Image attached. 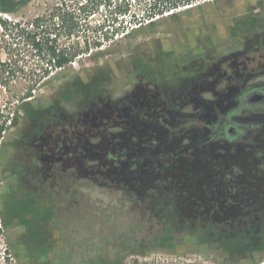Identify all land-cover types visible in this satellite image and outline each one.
Wrapping results in <instances>:
<instances>
[{"label":"flooded vegetation","instance_id":"af4514ba","mask_svg":"<svg viewBox=\"0 0 264 264\" xmlns=\"http://www.w3.org/2000/svg\"><path fill=\"white\" fill-rule=\"evenodd\" d=\"M232 24L219 42L138 60L121 95L102 89L72 112L37 110L21 136L27 159L0 164V209L14 211L20 260L28 220L38 210V232L51 234L56 205L24 187L78 176L151 212L158 236L264 252V10Z\"/></svg>","mask_w":264,"mask_h":264},{"label":"rangeland","instance_id":"374dc122","mask_svg":"<svg viewBox=\"0 0 264 264\" xmlns=\"http://www.w3.org/2000/svg\"><path fill=\"white\" fill-rule=\"evenodd\" d=\"M201 1L210 5L202 10L182 5L175 10L179 12L176 17L154 26L131 28L132 33L126 36L127 28L120 23L148 14L150 0H31L16 13H0L8 19L6 26L0 21V125L6 122L8 126L0 135V164L8 158L18 162L27 159L23 160L21 136L31 128L38 109L55 103L61 110L72 112L89 93L102 89L113 97L121 95L133 85L126 75L138 60L153 59L160 53L165 57L175 55L185 45L195 50L199 43L219 42L229 37L232 22L246 11L264 10V0ZM130 2L126 15L118 17L121 4ZM67 14L79 21V34L90 41V48L57 76L49 46L71 45L78 39H68L64 34L53 40L57 31L66 30L59 25L63 26V17L70 18ZM38 16L40 27L32 25ZM117 27L119 31L115 32ZM31 34H36L41 47L33 43ZM97 40L102 42L101 47L95 45ZM49 76L52 78L46 80ZM40 78L43 80L33 100L20 110L19 122L12 126L10 119L19 104L17 94L26 92ZM81 79L87 83L84 88L75 85ZM5 174L0 171V186ZM24 189L34 198H49L56 204L48 215L52 232L44 237L50 245V256L44 264H64L65 254L71 255L72 264L87 259L98 260L99 264H264L261 251L228 252L215 243L196 245L185 236H158L160 222L151 212L143 213L118 191L85 177L49 178L45 184L36 181ZM16 224L0 211V264H41L39 257L30 254L32 245L26 246L24 262L19 259L21 253L14 252L20 244L14 233Z\"/></svg>","mask_w":264,"mask_h":264},{"label":"trees","instance_id":"16d2710c","mask_svg":"<svg viewBox=\"0 0 264 264\" xmlns=\"http://www.w3.org/2000/svg\"><path fill=\"white\" fill-rule=\"evenodd\" d=\"M30 1L31 0H0V13L1 15L3 13H10V14L16 13L21 7L27 5ZM213 1L218 2L219 0H213ZM130 5H132L131 2L124 3V6L123 4H121L120 6L121 8L119 9L120 15L118 17L123 18L124 15H126V13L129 11ZM149 5H150V10H148L149 13L146 15H143V17L135 16L134 18H131L130 20H126L125 22L124 20H122V22L120 23V27L123 26L122 27L123 29L127 28V33L124 36L131 34L132 30H134L135 28L143 27L145 25L154 26L158 22L163 21L164 19L168 17H176L179 14V12H176L175 10L178 9V7H181L182 5H187L188 8L195 6L196 9L202 10V8L208 7L210 5V2L208 1L202 2L201 0H197V1H194V0H180V1L178 0H153L152 1L150 0ZM169 11H171V13L165 16L164 14ZM187 11H191V9H188ZM117 19L119 18H116L114 22H116ZM0 21L5 26L8 23V19L3 18L2 16H0ZM60 22L63 24V26L59 25L61 27L60 29L65 28L66 30L57 31L53 39L54 42H56L64 34L67 35L68 39H71L74 36H76L78 39L71 45L53 43L49 46V51L52 56L51 62L53 64V67L57 69V72H56L57 76L63 73V69H66L83 52L85 51L89 52V48H90L89 46L90 41L88 39H82V36L79 34V27H80L79 21L76 20L74 16H71L68 20L64 19L63 17ZM34 23H36L37 27H40L41 19L39 16L35 18V21L33 22L32 25H34ZM131 28L132 30H130ZM116 31H119L118 27L116 28L115 32ZM29 36L32 37L33 39L32 41L33 43H35V45L40 46V47L42 46V44L40 43V40L37 41L36 34L34 35L31 34ZM97 39H99V37H97ZM94 43L97 47L102 46V42L100 40H97ZM98 53H102V52L99 51ZM48 75H49V71L46 72L45 77H47ZM50 78H52V76H49L48 78H46V80ZM41 80H43V78H40L39 80L38 79L35 80L33 84L30 85L29 88H27L26 92L24 93L21 92L22 94L20 93L17 94L19 104L17 108L15 109V111L12 113V116L10 119V123L12 124V126H16L18 124L19 117H20L19 115L20 110L26 109L27 108L26 104L31 103V101L33 100L35 96L34 92L39 86V84L41 83ZM75 85H77V87L84 88L87 86V83L81 79L80 81L75 82ZM7 128L8 126H6V122H3L0 125V135H2L3 131H6ZM0 211L6 219L8 217H11V218L13 217V213H14L13 209H9L7 211H3L0 209ZM6 212H8V214H6ZM34 212L35 214L33 218H31L32 220H28L27 222V227L29 231L27 232V236L24 237V240L30 246L32 245L31 247L34 249V251H31L30 254L33 255L34 257H39L41 259V264H44L46 263V261H48V258L50 256V254H48V249H47L49 248L50 245L45 242L44 237L46 236L48 237L51 234L44 236V235H41L40 232H38L39 223H41L40 221H38V219H41V218L44 219L43 217L45 216L36 217L40 215V212L38 210H35ZM5 215H8V216H5ZM38 234H40L41 236H39ZM63 257H64V261H66L64 264H72V262L69 261V259L71 260L70 254H65ZM80 264H99V261L95 259L94 260L87 259V260L81 261Z\"/></svg>","mask_w":264,"mask_h":264}]
</instances>
